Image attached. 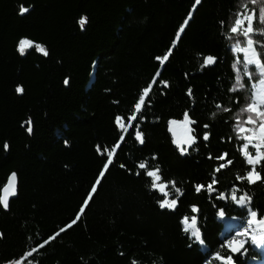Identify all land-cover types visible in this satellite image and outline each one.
<instances>
[{"label": "trees", "instance_id": "1", "mask_svg": "<svg viewBox=\"0 0 264 264\" xmlns=\"http://www.w3.org/2000/svg\"><path fill=\"white\" fill-rule=\"evenodd\" d=\"M193 3L0 0V186L13 171L19 179L11 210H0V232L4 233L0 264L75 218L101 167L95 146H112L114 114L130 109L158 69V79L168 80L171 87L161 95L159 85L154 86L153 106L142 126L145 145L127 139L86 214L34 254V260L39 264H82L81 258L89 264H130L133 259L138 264H203L200 249L195 245L189 249L177 228L178 217L189 214L188 205L193 203L202 209L200 226L215 250L225 222L214 217L207 195H196L189 182L208 181L216 163L206 159L209 152L215 156L228 151L235 159V168L219 174L221 190L241 168L234 145L220 141L231 134L223 122L230 114L210 119L213 97L228 105L224 89L231 76L216 25L229 15L237 0H202L174 54L161 68L154 57L171 46ZM20 5L31 7V11L21 16ZM81 16L88 19L83 31L76 23ZM22 36L46 45L50 56H19L15 45ZM196 52L217 55L221 63L201 72ZM65 78L70 81L67 86ZM17 85L23 86L22 95L15 93ZM189 87L196 98L194 106L185 95ZM239 95L243 103L244 94ZM186 109L198 121L200 136L205 123L211 125L212 136L207 146L197 145L198 152L191 150L180 157L170 144L165 122L182 117ZM157 116L161 117L158 123ZM29 118L32 135L21 127ZM5 142L10 145L7 152ZM149 154L158 155L164 173L186 192L177 214L161 212L143 181L119 168V163L131 167L137 157ZM249 192L253 206L264 214V183H257ZM227 212L228 216L239 214L232 207ZM248 248L247 258L237 256V264H264L261 250Z\"/></svg>", "mask_w": 264, "mask_h": 264}, {"label": "snow or ice", "instance_id": "2", "mask_svg": "<svg viewBox=\"0 0 264 264\" xmlns=\"http://www.w3.org/2000/svg\"><path fill=\"white\" fill-rule=\"evenodd\" d=\"M202 0H194L187 17L179 25L175 36L171 41V46L162 55L154 57L161 66L174 54V49L194 18V12ZM31 11V7L19 6V14L24 16ZM88 22L86 16H81L76 23L83 31ZM218 39L224 45L226 51L225 63H229L231 76L229 86L224 89L227 94L228 105L217 98H212L213 111L210 119L215 120L217 115L229 116L224 119V123L229 125L230 135L221 137V143H231L234 145V152L238 155L241 168L236 169L232 181L221 190L219 174L224 170L235 168V159L228 151H221L213 156L208 153L206 159L215 161L207 182H189L196 195L206 194L211 208L214 210V217L221 222H225L220 231V238L215 242V250L209 246L206 237L200 226L202 209L198 204H189V214L180 215L177 220V228L183 237L189 242L188 248L197 246L201 253L203 264H237L236 257L247 258L248 246H254L261 250L264 255V214L258 207H254V197L250 194L251 189L257 183H264V0H237V3L230 7L229 15L217 21ZM16 53L25 57L33 53L47 58L50 56L49 49L43 43L36 42L30 37L22 36L18 38L15 45ZM195 58L200 61L199 69L203 72L221 63L220 58L213 54H203L196 52ZM188 73L185 77L188 78ZM161 71L158 69L150 78V81L143 87L134 99L131 107L123 114H114L112 124L115 134L111 147L101 144L95 146V154L100 158L101 167L90 190L86 193L79 210L75 213V218L69 223L59 228L53 235L43 239L42 242L19 256L7 259L4 264H39L34 260V254L48 245L78 223L86 209L91 206L95 196L102 187L103 180L111 171V167L116 165L119 159L118 151H122V145L128 138L138 146L146 143V134L143 131V124L147 122L148 110L153 106L151 94L154 86L159 85L161 95H166V90L171 85L168 80L158 79ZM63 83L67 86L70 81L65 78ZM24 88L22 85L15 87V93L22 95ZM244 94V102L241 103L240 95ZM186 97L195 105V95L193 89L189 87L185 93ZM235 96V98H233ZM207 102V100H206ZM113 103L119 104V101ZM235 109V110H234ZM161 117H155V122H160ZM21 127L27 134H33V121L31 118L24 121ZM198 121L194 119L186 109L182 117L169 118L165 122L166 132L170 137V144L173 150L180 157H186L191 150L199 151L198 144L210 143L212 133L211 125H203V134L198 132ZM67 145V141H65ZM4 151L10 149V145L5 142ZM119 168L129 175H134L143 181L144 188L152 194L155 206L161 212L177 214L186 195L183 188L178 185L174 178H169L164 173L156 154L137 157L129 167L128 163H119ZM18 174L11 172L6 182L0 186V210L9 212L11 210V199L18 196ZM232 207L238 215L228 216V208ZM0 239H4V233L0 232ZM124 255L123 252L120 253ZM82 264H89L83 260ZM255 259V258H254ZM130 264H138L133 259Z\"/></svg>", "mask_w": 264, "mask_h": 264}, {"label": "water", "instance_id": "3", "mask_svg": "<svg viewBox=\"0 0 264 264\" xmlns=\"http://www.w3.org/2000/svg\"><path fill=\"white\" fill-rule=\"evenodd\" d=\"M13 199V198H12Z\"/></svg>", "mask_w": 264, "mask_h": 264}]
</instances>
